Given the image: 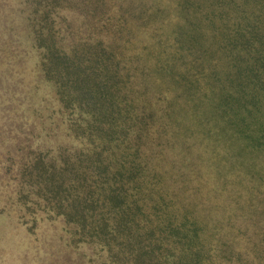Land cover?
<instances>
[{
    "label": "rangeland",
    "instance_id": "rangeland-1",
    "mask_svg": "<svg viewBox=\"0 0 264 264\" xmlns=\"http://www.w3.org/2000/svg\"><path fill=\"white\" fill-rule=\"evenodd\" d=\"M159 238L264 264V0H0V264Z\"/></svg>",
    "mask_w": 264,
    "mask_h": 264
},
{
    "label": "trees",
    "instance_id": "trees-1",
    "mask_svg": "<svg viewBox=\"0 0 264 264\" xmlns=\"http://www.w3.org/2000/svg\"><path fill=\"white\" fill-rule=\"evenodd\" d=\"M180 229L181 228H177V231H178L177 238L179 240L181 239V237H183V236H181L182 233L180 234V231H181ZM184 233H185L186 239L187 238L189 239L190 245H193L196 242V240L200 242V237L197 233V228L195 226H194V229L187 228ZM184 233H183V235H184ZM147 238L150 239L149 237H147ZM141 242L142 241L139 240V243H141ZM189 247L192 248L191 246H189ZM168 248H169V246H168L167 238L165 240L162 238H159V241L154 242L153 245L152 244H150L148 246H142L141 245V246L137 247L136 250H133V251H135V257H136L134 262H135V264H136V261L138 264H149L150 262H147L145 260L146 257L151 259V258H155L156 256L157 257L160 256L161 260L165 259V258H167V256L164 255V251H165V249L167 250ZM186 257H189V256H186ZM194 259H195L196 263L199 264L197 261L198 258L195 257ZM162 264H166V263L162 262Z\"/></svg>",
    "mask_w": 264,
    "mask_h": 264
}]
</instances>
